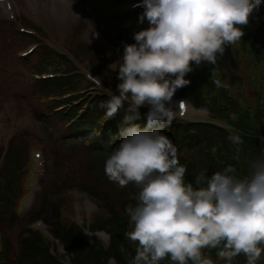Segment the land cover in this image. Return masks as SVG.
<instances>
[{
	"label": "clouds",
	"instance_id": "clouds-1",
	"mask_svg": "<svg viewBox=\"0 0 264 264\" xmlns=\"http://www.w3.org/2000/svg\"><path fill=\"white\" fill-rule=\"evenodd\" d=\"M262 3L140 0L138 19L148 26L123 45L121 60L107 66L119 82L107 88L96 80L107 96L99 105L104 119L123 113L105 174L120 186L138 188L136 203L125 209L132 222L128 236L137 242L128 264H160L165 258L173 264H233L241 254L246 264H259L264 255V149L248 160L245 174L228 163L211 174L202 168L186 182L177 145L162 131L174 119L175 92L190 83L185 77L193 65H212V82L225 86L217 77L218 59L226 46L241 41L239 25ZM141 109L143 126L136 122ZM228 139L243 143L234 129ZM209 249L217 250V260L206 254Z\"/></svg>",
	"mask_w": 264,
	"mask_h": 264
},
{
	"label": "rangeland",
	"instance_id": "rangeland-1",
	"mask_svg": "<svg viewBox=\"0 0 264 264\" xmlns=\"http://www.w3.org/2000/svg\"><path fill=\"white\" fill-rule=\"evenodd\" d=\"M67 1L70 2L71 0ZM42 2L43 4L38 8V12H35L26 0H15L16 5L19 6L16 13L22 17H27V21L32 25H38L39 30L32 29L38 36L35 37V40L24 39L27 42H21L16 37L13 38V34L9 31L4 34L0 32V147L7 145L10 139L9 137L19 128L26 127L28 133L32 137V142L30 144L31 154L40 152L42 155L41 167L37 165V161L40 160H36L35 158L32 159L34 176L28 183V193L22 204L21 216L26 213L30 205L39 198L36 206H39L44 201L48 206H55L60 211L59 215L62 223L66 225L75 223L83 227L86 239H88L87 235L90 236V238L92 235H96L101 236L103 239L102 241L107 243L108 235L104 230L92 233L91 228L87 229L89 223H94L99 217L105 216L104 209L99 207L98 202L89 198L85 193L72 191L74 187L80 188V185L86 184L90 181L91 173L94 171L91 168V165L95 162L100 163L101 158L98 155H91L87 150L83 149L81 145L77 144L79 143V140L84 139V137L88 135L85 131L70 136L72 137L70 139L71 141L67 140L69 143H66L61 138V136H63V133H61L62 125H57L58 119L56 117H53L49 121L54 127H49L50 131H48L47 124L45 123L47 120L45 113L44 115L38 114L40 111L36 112L35 106L33 109L28 106L36 101L38 102V90L35 87L32 88V80L36 81L33 76L30 77V79H25L28 78L30 74L26 71L22 61L28 64V61L34 60L35 56L31 54L26 58L28 61H24L18 58L15 53L21 54L25 52L32 46L28 42L32 43L35 41L36 43H34V46L36 45L39 48L42 43L47 46L49 51L58 54L59 51H64L68 42H74L77 45H81V39H84V42L86 41V44L93 46L95 50H90L88 53L87 51L85 53L79 52L83 56L88 57L93 54L96 56H104L108 53L115 60H121L122 56L106 45L104 41L96 39L95 35H93V33H99L102 25L96 20L93 12L87 9L88 6L82 4L84 3L82 0L78 1L82 6H79L76 1L73 2L75 3L74 12H69L65 7V10L59 9L62 6H54L55 0H42ZM130 4L131 3H128V5L123 7L125 11H130ZM1 10L4 11L2 6H0V18H2L1 15H3ZM15 22L19 25L18 28L23 27L26 31L31 30L18 19ZM80 22L86 24L85 31L79 32V30L84 27ZM13 24L14 22L5 19L0 22V26H9ZM140 27V23H136L134 28H129L128 31L133 33ZM239 27L242 28L244 35L241 37V41H237L230 46L232 51L237 50L236 52H239L236 57H232L231 59V62L236 68L234 71L236 77L224 76L222 83L225 84V89L237 98L240 96L241 91H243L245 96L251 97L254 95L255 90H258L260 96L264 100V74L262 73L264 64H257L249 55L254 49H258L259 55H264V30L261 29V27H264V7H261L258 10L254 9L249 15L248 23L246 25H239ZM123 28L127 29L128 26L124 25ZM117 32L118 31H114L113 34L117 35ZM78 33L80 34V38H74ZM13 39L14 41L12 42ZM10 42H12L11 46L9 44ZM118 42L119 41H117V43ZM250 43L252 44V48H248ZM123 45L118 47V50L122 53ZM71 48L73 50H79L83 47L71 45ZM38 64L39 62L36 61L31 67L35 68ZM19 66L23 67L19 68ZM252 66H254V68ZM89 67L93 70L92 66L89 65ZM20 69L22 70L20 71ZM80 69L82 68L80 67ZM31 71L34 72V70ZM20 72L25 78L20 75ZM105 72L108 73L105 78H112L111 74L113 73L108 67L105 69L104 73ZM34 74L37 73H33V75ZM251 74L255 75V81L253 83L249 80ZM72 83L75 84V91H73L72 94L65 97L64 93L48 94L46 101L60 107V105L68 103V101L71 100L74 102L73 106L75 110H78L84 108L89 97L93 96V93L86 95L87 92L101 91L103 93L100 88H97V90H89L87 92L84 91L82 81L79 79H72ZM66 85L67 83H63L61 88H65ZM105 87L110 88L111 84L108 83ZM69 88L72 89L71 87ZM81 95H84L82 99H80ZM6 96L19 99V113L15 112L14 107L10 105V101H7L8 99H6ZM174 99L177 100L176 98ZM102 101L103 100L98 99L91 103L88 108L89 112H93L98 108ZM248 104L253 105V100L249 98ZM39 106L41 107L42 105ZM11 114H14V118L16 119V123L12 126L10 125L12 118ZM121 114L123 115L122 112ZM173 115L174 119L179 120L176 117V108ZM207 119L208 115L204 110H194L192 107L184 118L185 121L189 122L207 121ZM215 124L222 123L215 122ZM41 128L43 129V133H41ZM89 135L92 137L91 133H89ZM181 155L184 156L185 159L195 163L200 168L207 167L208 157H206V155L200 150H195V152L190 153L182 152ZM55 164H57V167ZM95 175L99 178V174L95 173ZM42 180L44 190L41 186ZM97 184L98 185L93 187L94 192L101 191L104 181L99 180ZM115 190L118 192L121 191L119 188H116ZM127 194L128 191L126 190L120 195L110 196L109 200L118 205V203L127 198ZM31 200L32 202L29 204ZM28 222L29 219L22 220L21 226L26 227ZM38 223L39 224L35 227L38 229L36 234L45 238L47 231L46 227L41 222ZM4 231L11 246L15 248V243L17 241V227L12 226L10 228H5ZM55 250L60 254H63V250L59 243L55 245ZM110 264L114 263L111 262Z\"/></svg>",
	"mask_w": 264,
	"mask_h": 264
},
{
	"label": "trees",
	"instance_id": "trees-1",
	"mask_svg": "<svg viewBox=\"0 0 264 264\" xmlns=\"http://www.w3.org/2000/svg\"><path fill=\"white\" fill-rule=\"evenodd\" d=\"M89 3L95 4V13L107 27L119 26L130 19L129 15L121 12L120 6L127 0H86ZM264 30V27H261ZM125 35L127 30L121 31ZM253 57L257 64H264V55H259L256 50ZM230 50L217 63V67L230 71L231 68L226 64V59L229 56ZM236 53V52H233ZM254 68V66H252ZM264 74V69L262 70ZM183 90V88H180ZM190 97L195 102H199L196 80L190 75L189 85ZM212 119H221L231 128L230 131L218 128L212 125H195V124H180L178 127L167 128L166 135L177 145L178 153H190L195 150L204 151L205 148H215V152L211 153L207 167L208 173L222 169L228 163L234 164L241 174L247 171V162L249 159L259 155L264 149V140L260 143V136L264 138V105H258L253 108V112L238 108L233 105V101L228 95H222L219 90L216 95L206 103ZM235 113L236 120L230 118V114ZM90 121L86 122L89 124ZM117 123H115V126ZM235 130L241 135L243 143L234 145L228 139L232 130ZM235 147L238 151L235 152ZM110 148V147H109ZM93 149V148H92ZM95 150V149H93ZM108 150V149H105ZM97 153H100L98 150ZM204 153V152H203ZM107 152L102 151V161L107 157ZM181 164L186 165L185 181L191 182L194 179L195 173L199 171L198 167L192 161L185 159L184 156L178 157ZM100 163H93L91 168L94 170L91 173L90 181L81 186L90 188L93 191L99 180L104 181L101 191L94 192L99 195V198L104 206L112 215V221H107L103 224V228L110 226L109 233L111 235V245L105 248L101 241L94 240L91 244L86 243L80 231L74 227L64 226L58 219L57 209L55 206H48L44 201L43 205L38 206V211H32V217L43 218L51 227V233L60 240L64 245L67 254L71 257L73 264H107L110 257H113L117 264H128L130 258L135 254L137 243L128 239V233L132 230V226H128L129 218L125 215L126 207L136 203V194L138 188L129 183L121 191H116L110 184V179L105 174ZM57 167V164H55ZM95 173L99 174L98 176ZM92 187V188H91ZM128 191L127 198L122 200L118 205L109 200L110 196L120 195L124 191ZM47 213V215H46ZM132 245L126 243V239ZM126 252L128 255H126ZM216 249L206 250V254L210 255L213 260L216 259ZM217 260V259H216ZM0 264H60L59 261L49 253V243L47 240H41L37 234L26 231L20 228L17 234V244L12 247L4 237L3 250L0 252ZM160 264H173V262L165 258ZM217 264H223L222 261H217ZM233 264H246L243 254L237 256L233 260ZM264 264V255L259 262Z\"/></svg>",
	"mask_w": 264,
	"mask_h": 264
},
{
	"label": "bare ground",
	"instance_id": "bare-ground-1",
	"mask_svg": "<svg viewBox=\"0 0 264 264\" xmlns=\"http://www.w3.org/2000/svg\"><path fill=\"white\" fill-rule=\"evenodd\" d=\"M36 1V0H35ZM39 2V4L40 3H42V0H39L38 1ZM4 3H6V0H4ZM54 6H62L61 8H67L68 9V11H70V12H73V9H72V4L70 3V2H68L67 0H55V2H54ZM11 123H10V125H13V124H15L16 123V119L14 118V115H11Z\"/></svg>",
	"mask_w": 264,
	"mask_h": 264
},
{
	"label": "snow or ice",
	"instance_id": "snow-or-ice-1",
	"mask_svg": "<svg viewBox=\"0 0 264 264\" xmlns=\"http://www.w3.org/2000/svg\"><path fill=\"white\" fill-rule=\"evenodd\" d=\"M181 108H183V105H181Z\"/></svg>",
	"mask_w": 264,
	"mask_h": 264
}]
</instances>
